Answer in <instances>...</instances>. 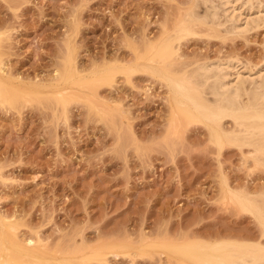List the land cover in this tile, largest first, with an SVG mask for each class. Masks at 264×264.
Instances as JSON below:
<instances>
[{"label":"rangeland","instance_id":"obj_1","mask_svg":"<svg viewBox=\"0 0 264 264\" xmlns=\"http://www.w3.org/2000/svg\"><path fill=\"white\" fill-rule=\"evenodd\" d=\"M222 1L213 22L197 0H0V215L18 264H221L216 243H264L237 206L263 205L264 160L211 143L177 99L203 64L264 72V0H230L233 31ZM69 52L79 77L42 89Z\"/></svg>","mask_w":264,"mask_h":264},{"label":"bare ground","instance_id":"obj_2","mask_svg":"<svg viewBox=\"0 0 264 264\" xmlns=\"http://www.w3.org/2000/svg\"><path fill=\"white\" fill-rule=\"evenodd\" d=\"M247 1L249 2V0ZM210 2H212V0L211 1L197 0V3L205 4L204 7H206L207 11H205L206 15L204 14L205 15L204 17L214 22V20H216L218 17L216 12L217 6L213 7L214 4L213 3L210 4ZM229 2L230 0H223L221 2V5L224 4L225 6L227 3L231 4V2L230 3ZM229 6L228 8H224V9L222 8L223 9L222 14H224V17L226 19L225 22L226 21L231 22L230 28L233 31L235 29L237 30V28L240 26V25L238 26L236 21H238L237 20L239 18L238 16L242 12L239 11L240 12L239 14V12H235L234 5L231 4ZM249 6L251 7V4ZM210 7L211 8L213 7V9H210ZM250 7H247V9L249 10ZM245 19L246 22L250 20V18L248 19L245 18ZM163 43L164 44L159 49L158 57L161 60H163V62H167L168 60L173 58L174 45L171 44L172 42H163ZM70 53L71 52H69V54ZM67 55L56 80L51 82L49 85H45V87H43L42 89L52 90L53 88L60 87L61 85H65V84L67 85L68 82L72 81L76 77H79L78 75L76 76V72H75L76 69L74 68V61L72 59L73 55L71 54H70L71 56L70 55L67 56ZM171 62L169 64H171ZM166 64L168 65V62ZM104 68L105 67H103V69ZM231 69L233 70L234 68H232L231 65L229 66L228 64H224V66L203 64L200 67V69H198V72L194 74L196 78L195 77L193 78L191 74L189 76L183 75L186 80V87L184 86L179 91H177L178 93L177 99H179L178 102L183 105V108L181 107V109H183V113L186 117L197 116L207 123L210 132L211 143L215 144L218 147H222L224 144H235V145H239L240 147L247 146L252 149V151L256 154L259 160L263 161L264 160V72L259 71L256 74L248 77L245 76L243 77L239 75V73H237L236 74L237 78H235V80H232L231 78L229 79V76L232 75ZM4 79L6 80V78L3 77L2 75V70L0 67V102L8 97V92L5 85L6 82L4 81ZM7 84L10 83L7 82ZM34 88L32 89L31 87L32 90H34ZM20 89L22 88L20 87ZM42 89L39 90L41 91ZM17 90L18 88L16 89V91ZM35 90H37V88H35ZM55 98L54 99L55 102L57 103V106L65 105L64 103L65 101L60 99L62 98L61 96L59 97L56 96ZM226 118L231 119V127L229 129L225 128L223 124ZM181 122L182 121L180 120V123ZM181 126H178V122H177V125H173L171 127L172 129L170 134L172 135L177 134L179 132L178 128H180ZM237 204H238L237 206H239L241 210L249 211L255 216L259 225L262 228L261 235L264 237V203L263 205L260 206L250 198L238 196ZM4 220L5 219H3V217L0 215V264H18L19 262L18 258H19V254H21L20 251L22 247L21 245H19V243H17L18 241H16V237L12 228H10V226L7 225L8 223L5 222ZM213 248L218 249L217 256L220 259V261L218 262L221 264H264V243H262L261 241L253 244L241 243L237 241H231V242L222 241L214 244ZM42 250L45 251L44 249ZM42 250L39 249V251ZM72 251L74 252L75 250ZM33 255L34 256L32 258H34V260L37 261V258H39L42 254L39 256L35 252V254Z\"/></svg>","mask_w":264,"mask_h":264}]
</instances>
